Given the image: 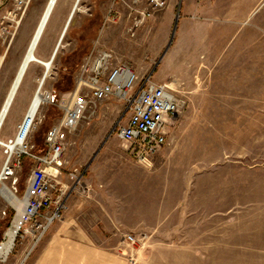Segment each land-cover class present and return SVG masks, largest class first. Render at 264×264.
I'll return each mask as SVG.
<instances>
[{
	"label": "rangeland",
	"instance_id": "374dc122",
	"mask_svg": "<svg viewBox=\"0 0 264 264\" xmlns=\"http://www.w3.org/2000/svg\"><path fill=\"white\" fill-rule=\"evenodd\" d=\"M18 1L0 2L1 39L14 45L38 13L37 25L48 0H23L28 2L25 10ZM63 1L55 7L48 32ZM146 1L139 0V5L151 14L132 35L133 16L125 0H80L74 16L79 49L72 53L65 37L42 89L54 85V72L69 74L65 81L73 83L83 58L106 48L129 63L139 79L151 72L153 82L175 88L185 104L171 124L167 144L149 167L137 164L131 148L114 132L121 102L110 99L95 114L87 112L68 137L65 166L59 172L48 170L66 186L69 167L87 169L85 183L93 188L92 198L86 204L71 198L64 217L75 215L85 227L122 245V234L146 236L136 245L130 264H264V74L257 73L264 59L196 64L192 0H164L161 10H150ZM110 11L120 20L105 23ZM32 64L43 73L42 65ZM63 97L65 105L68 98ZM53 113H58L55 107ZM31 142L42 147L41 140ZM4 161L0 147V169ZM31 166L30 159L23 160L15 191L11 182H4L20 200ZM16 210L0 194V244ZM62 222L49 230L67 226ZM33 240L19 231L0 264H11L15 253Z\"/></svg>",
	"mask_w": 264,
	"mask_h": 264
},
{
	"label": "built area",
	"instance_id": "2783aa9c",
	"mask_svg": "<svg viewBox=\"0 0 264 264\" xmlns=\"http://www.w3.org/2000/svg\"><path fill=\"white\" fill-rule=\"evenodd\" d=\"M146 2L150 10H161L165 7L164 0ZM18 4L25 10L28 2L19 0ZM127 7L129 17L133 16L129 27V32L133 35L151 12ZM119 16L117 12L110 11L104 21L116 23L120 20ZM43 83L37 89L42 98L40 107L54 103L51 91L42 89ZM176 94L177 91L172 86L153 82L151 72L139 79L133 67L117 59L110 49L99 48L83 58L74 74L68 103H58L62 114L46 130L40 151L31 142V133L38 123L39 115V110L29 115L31 105L18 126L16 135L2 142L0 146L5 156L0 169L1 181L11 182L14 191L22 160L26 158L32 162L22 197L25 205L19 231L34 236L37 241L55 222L63 220L71 198L76 197L81 201H90L92 198L93 188L85 183L86 168L69 167L66 186L56 182L48 173L49 169L59 172L65 166L64 151L68 137L87 112L95 114L99 106L110 99L121 102L123 110L114 124V132L120 141L131 148L135 162L149 167L152 159L167 144L171 124L185 104ZM122 235L124 255L133 263V251H136V245L145 236L137 239L128 233Z\"/></svg>",
	"mask_w": 264,
	"mask_h": 264
},
{
	"label": "crops",
	"instance_id": "0c3cea01",
	"mask_svg": "<svg viewBox=\"0 0 264 264\" xmlns=\"http://www.w3.org/2000/svg\"><path fill=\"white\" fill-rule=\"evenodd\" d=\"M75 1H63L64 6L48 32L49 21L40 45L46 34L47 38L43 46H38L36 52V58L40 62L51 60L56 52L52 59L53 63L63 47L65 37H69L65 46L71 47L72 53L79 49V23L74 24L76 12L72 9ZM125 1V4L131 8L144 10L139 5V0ZM58 2L59 0L57 4ZM71 10L72 20L68 25L66 22ZM192 13L196 64H201V61L215 63L264 59V0H192ZM37 19L38 13L16 45L11 41L3 42L0 32V109H2L22 62L26 41L30 36L32 37L37 26ZM31 63L29 64L30 73L25 80H22L19 89L17 88L16 95L14 94L4 117L5 120L3 119L0 127V141L2 142L16 135L17 128L22 123L33 100L37 89L36 84L42 77L40 70H37L35 64ZM257 73L264 74V68ZM53 76L55 82L49 90L55 95L56 100L54 99L53 104L40 107L38 123L31 133V140L33 138L43 141L46 131L43 132L42 127L47 124L51 127L57 122L62 114L59 104L62 101L65 102L63 96L69 98V93L73 89V83L65 81L69 74L54 72ZM54 86L64 91L60 89L55 91ZM53 107L58 113H53ZM78 201L81 204L87 202ZM77 220L75 215L64 217L62 223L67 226L52 227L39 240L31 241L27 249L15 253L11 264H130L124 255L125 249L120 241L112 239L104 232L89 229Z\"/></svg>",
	"mask_w": 264,
	"mask_h": 264
},
{
	"label": "bare ground",
	"instance_id": "6f19581e",
	"mask_svg": "<svg viewBox=\"0 0 264 264\" xmlns=\"http://www.w3.org/2000/svg\"><path fill=\"white\" fill-rule=\"evenodd\" d=\"M58 0H48L44 10L39 18V21L37 22V26L34 30V33L31 37V40L29 42V45L25 51V54L23 56L22 62L18 68V71L13 79V82L10 86L9 92H8V96L2 106L1 112H0V127L2 125L3 119L6 115V112L8 110V106L10 104L11 98L13 96V94L15 93L16 88H18L24 78V75L26 74V70L29 66V64L31 62L33 63H39L43 66L44 71L42 73V77L39 80V84H38V88H40V84L42 82H44L43 78H46L48 76L49 71L51 70V66H52V62L50 63V60L45 61V62H40L35 55V51L37 46L40 43V40L42 38V35L49 23V21L51 20V16L54 12L55 6L57 4ZM80 0H76L75 4L73 6V10L74 12L78 11V5ZM72 10L70 12L69 17L67 18V22L68 25L70 24L71 20H72ZM49 15V17H48ZM48 17V19H47ZM47 19V22L45 24V21ZM45 24V26H44ZM67 29V28H66ZM41 33V36L39 38V34ZM61 37V36H60ZM39 38V41L37 42ZM37 42V44H36ZM61 43V42H60ZM56 48V47H55ZM55 50V49H54ZM56 52L54 53V55L52 56L53 58L55 57ZM28 63V66L26 67V64ZM32 64V63H31ZM26 67V69H25ZM25 70V71H24ZM46 73V75H45ZM45 75V76H44ZM37 88V89H38ZM19 89V88H18ZM37 89L35 90V94L33 97V100L31 102V107H30V114L29 115H33V113L37 110H39L40 108V104H41V100L42 98L40 97V93H37ZM17 92V91H16ZM16 95V94H15ZM5 120V119H4ZM2 144V141H0V146ZM0 183H2V186L0 188V194H2L3 197H5L6 201L8 203H10L11 205H13L17 210H16V215L13 219V222L11 224V227L9 228V230L6 232L5 234V241L0 244V258L5 259L8 254L11 252L10 250H12L13 246H14V241L17 237V234L19 233V224L22 220V216H23V211H24V201L20 200L19 198H17V196L15 194H13V192L6 186L4 185V183L1 181V177H0Z\"/></svg>",
	"mask_w": 264,
	"mask_h": 264
},
{
	"label": "water",
	"instance_id": "95a60500",
	"mask_svg": "<svg viewBox=\"0 0 264 264\" xmlns=\"http://www.w3.org/2000/svg\"><path fill=\"white\" fill-rule=\"evenodd\" d=\"M48 17H49V15H48ZM48 17H47V19H48ZM47 19H46V21H45V24H46V22H47ZM45 24H44V26H45ZM40 36H41V33L39 34V38H40ZM39 38H38V40H37V42L39 41ZM37 42H36V44H37ZM53 59V58H52ZM52 59L50 60V63L52 62ZM28 66V63L26 64V67ZM26 67H25V69H26ZM25 71V70H24ZM45 75H46V73H45ZM44 75V76H45ZM43 79H45V78H43ZM16 90H17V88H16ZM16 90H15V92H16ZM15 94V93H14ZM14 94H13V96H12V98H11V101H12V99H13V97H14ZM11 101H10V103H11ZM10 105V104H9ZM9 107V106H8Z\"/></svg>",
	"mask_w": 264,
	"mask_h": 264
},
{
	"label": "trees",
	"instance_id": "16d2710c",
	"mask_svg": "<svg viewBox=\"0 0 264 264\" xmlns=\"http://www.w3.org/2000/svg\"><path fill=\"white\" fill-rule=\"evenodd\" d=\"M54 87H55V86H54ZM54 89H55V91H58V89H60V90H63V91H64V89H62V88H60V87L58 88V86H57V87H55ZM53 97H54V99H55V95H54ZM55 100H56V99H55ZM36 146H37V145H36ZM37 148H38V149H39V151H40V149H41V148H39L38 146H37ZM25 159H26V158H25ZM23 160H24V159H23ZM23 160H22V162H23Z\"/></svg>",
	"mask_w": 264,
	"mask_h": 264
}]
</instances>
